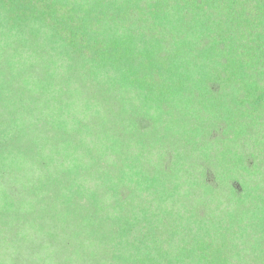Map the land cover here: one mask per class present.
Returning a JSON list of instances; mask_svg holds the SVG:
<instances>
[{
  "label": "trees",
  "instance_id": "obj_1",
  "mask_svg": "<svg viewBox=\"0 0 264 264\" xmlns=\"http://www.w3.org/2000/svg\"><path fill=\"white\" fill-rule=\"evenodd\" d=\"M34 261L264 264V0H0V264Z\"/></svg>",
  "mask_w": 264,
  "mask_h": 264
},
{
  "label": "rangeland",
  "instance_id": "obj_2",
  "mask_svg": "<svg viewBox=\"0 0 264 264\" xmlns=\"http://www.w3.org/2000/svg\"><path fill=\"white\" fill-rule=\"evenodd\" d=\"M17 143H18V145H19L20 147H24V140H22V139L17 140ZM88 145H90V144H88ZM3 147H8V146L3 145ZM50 147H51V148H52V147L66 148L67 150H70L69 148H71L72 146H71L70 144H68V145H56V146H54V145H50ZM32 149H33V148H32ZM81 149H82V151L80 152V155L85 156L84 154L86 153V147H85V146H82ZM88 158H89V157H88ZM88 158H85V159H86L87 161L91 162V159H90V158L88 159ZM36 164H37L39 167H40V166H42L43 168L45 167V166H44L45 164L41 161L40 158L37 159ZM43 224H44V222H43ZM31 242H32V241H31ZM35 244H37V243H35V242L30 243V244H29V248H30L31 246L35 245ZM32 264H37V263L34 261Z\"/></svg>",
  "mask_w": 264,
  "mask_h": 264
}]
</instances>
